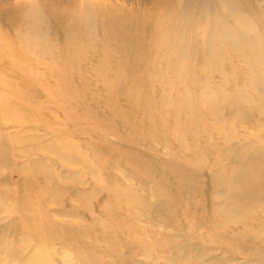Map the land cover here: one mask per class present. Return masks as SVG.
I'll list each match as a JSON object with an SVG mask.
<instances>
[{
	"label": "bare ground",
	"instance_id": "obj_1",
	"mask_svg": "<svg viewBox=\"0 0 264 264\" xmlns=\"http://www.w3.org/2000/svg\"><path fill=\"white\" fill-rule=\"evenodd\" d=\"M257 2L163 0V6L160 3L152 11L136 9L128 14L118 9L109 16L112 9L87 0H0V38L6 55L0 53V93H5L0 96L4 107L0 118L11 112L8 123L21 131L7 132L8 123H0V169L16 173L13 177L0 170V264L103 262L108 254L102 251L99 258L97 247L100 241L110 240L104 231L111 225L85 219L72 200L80 199L94 216L129 223L127 232L153 233L156 228L143 221L150 212L162 215L169 224L174 221L169 213L173 202L186 195L206 196L210 182L215 185L217 200L211 206L217 214H192L180 220L190 218L191 228L207 226L217 248L233 254L244 250L242 264H264V214L256 215L257 209H264V145L254 141L232 149L229 145L232 153L222 165L227 171L211 181L212 177L198 173L205 158L202 154L172 150L173 161L145 159L103 135L116 133V116L131 115L142 125L140 136H156L172 147L166 132L173 122L161 118L163 113L182 121L188 113L204 134L206 118L198 104L181 103V98L191 95L198 85L209 89L208 83L199 84L210 72L203 65L215 71L218 85L234 78L224 67L231 60L222 49L229 48L238 59L244 57L243 49L252 57L264 49V13ZM241 17L254 23L255 36L237 26ZM198 64L201 67H193ZM167 96L168 104L158 106ZM49 115L56 120L50 121ZM31 130L50 137L42 140ZM72 133L95 136L93 141L75 138L77 143L81 139L87 159L65 141L71 140ZM175 145L185 147L182 141ZM43 149L55 158L48 159ZM77 164L90 168L109 164L112 171L102 173L103 188L92 185L89 191L79 190L65 184L82 181L75 169L67 168ZM113 167L121 169L119 174ZM164 170L169 175H163ZM141 173L149 183L143 191L114 184ZM42 201L53 208L47 209ZM120 210L125 214L120 215ZM53 215H68L81 222L64 223ZM225 223L241 228L224 231L220 227ZM79 231L94 235V242H80ZM171 234L176 240L183 239L178 232ZM197 237L205 235L199 232ZM133 243H125L128 251L141 241ZM147 247L149 254L143 251L132 264H161L160 258L168 264L231 261L224 253L200 248L189 240L163 252L165 256L156 245Z\"/></svg>",
	"mask_w": 264,
	"mask_h": 264
},
{
	"label": "rangeland",
	"instance_id": "obj_2",
	"mask_svg": "<svg viewBox=\"0 0 264 264\" xmlns=\"http://www.w3.org/2000/svg\"><path fill=\"white\" fill-rule=\"evenodd\" d=\"M75 2L80 0H74ZM92 2L95 5L101 7H107L112 9L109 13V16L112 15V12L115 13L119 11L118 9H123L128 14H133L136 9L140 12L152 11L154 7L161 3L160 6H163V0H87ZM261 7L264 13V0H258L257 2ZM12 7H8L11 9ZM264 22V19H262ZM0 38V53L5 57L3 53V46H1ZM121 46H124V43H121ZM223 53H227L230 56L231 62L229 64H224V67L229 71V75L234 76L233 79L230 78L226 85H218L219 77L215 74V71L210 69L208 66L203 65V70L207 68L210 72L207 74L206 79L200 78L199 84L203 82L209 84V89L205 90L201 88V85H198L191 95L181 98V103H191L198 104V109L202 112V115L206 118L203 128L206 129L204 134L201 129L198 127V123L194 117H190L188 113H185L184 120H173L166 113L161 115V118L165 120H171L172 126L167 130L166 136L172 140L173 146L169 147L165 142H161L156 136L147 137L140 136L138 133L142 132V125L136 124L137 119L133 118L131 115L126 116H116V121L118 122L116 126V133H104L103 135L106 139L117 145L125 146V149H130L135 153H138L141 157L147 159L148 157H158L166 159L168 161L174 160L173 152H183L185 150H190L195 154H202L205 158L200 163V169L198 171L201 176L203 173L207 178L212 177L210 180H214L213 176L220 177L225 168L222 167L223 162L226 159L230 158L232 153L229 145L232 149L234 145H243L248 142L254 141L260 145H264V49L259 51L257 57L250 56L249 52L246 49H243L242 53L244 57L238 59L232 54V51L229 48H224L221 50ZM262 55V56H261ZM261 56V57H260ZM194 68L201 67V65H194ZM252 69V70H250ZM256 73L255 82L252 88H249L250 74L252 72ZM181 84H186L181 81ZM5 93H0V96H4ZM118 100H121L119 94H115ZM169 96L166 97V100H161L158 106L162 107L168 104ZM0 108L3 107V103L0 100ZM243 114L242 116H240ZM12 117V113H6L0 118V123H8L9 118ZM48 119L50 121H55L54 116L49 115ZM213 121H216L213 122ZM211 122V123H210ZM214 124H213V123ZM27 123H33V121H28ZM30 125V124H29ZM178 125V126H176ZM177 127H182V129H177ZM7 132L19 133L20 128L16 125H12V122H9L5 128ZM106 132L105 130H101ZM29 134V133H27ZM32 135L42 136V140L48 139L50 135L43 136L41 131L31 130ZM71 140L66 139L65 141L70 143L74 147H78L81 150L82 141H93L95 136L92 134L82 133L80 135H75L72 133ZM80 136V142H76L75 138ZM82 136V137H81ZM176 141H182L185 147L182 149L177 148L175 145ZM70 146V145H69ZM71 147V146H70ZM173 150V152H172ZM209 153V154H207ZM42 154L45 155L48 159H54V154L50 151L43 149ZM178 154V153H177ZM82 158H88L86 152L80 153ZM61 164H63L61 162ZM68 169L76 170L78 173V180L81 178L82 181H67L65 182L66 186L81 189V190H90L92 185L98 187L99 189L105 186L104 178L102 173L111 172L112 169L109 164H106L105 167L101 168H90L86 165L77 164L76 166L68 165ZM114 171L119 174L118 171H121L120 168L113 167ZM2 173L12 174L13 177L16 176L15 172H7L8 169L3 168ZM227 171V170H226ZM31 175V172H29ZM116 175V174H115ZM163 175H169L168 170L163 171ZM215 181V180H214ZM87 182V183H86ZM180 182L185 185L187 181L183 178H180ZM114 184L124 185V186H133L138 191L145 190L149 183L147 181V175L141 173L138 177H125L120 181L114 182ZM215 187L214 183L210 182L207 184V194L206 196H201L198 194L186 195V197L181 199H176L173 203V207L169 210L170 215H172L173 222L169 221V224L166 223L162 215H155L153 212H150L146 218L143 219L148 225L155 227L154 232L146 231L143 233L139 232H127L129 223H124L117 221L115 218L112 219L107 215L94 216L88 208H86L84 203L80 199L72 200L73 206L80 211V213L89 221H99L111 225L110 228H106L104 234L110 240H103L98 243V252L100 251L99 258L102 257V251L107 253L108 256L103 257V262L98 263V261L91 264H132V259L143 251L146 254H149L148 245H156L160 249V254L164 255L163 252H166L173 246L177 244L180 245L181 242L185 240L192 241L193 244L199 246L200 248L204 247L209 251H219V253H224L228 259H231L230 264H242L244 261L245 254L244 250L240 249L236 253H229L223 248H217L212 244V239L209 237V230L207 226H201L199 228H191V219L187 218L185 220H180L181 217H190L192 214L197 216L217 214V211L212 208L211 203H216V198L213 194ZM101 191V190H100ZM43 205L47 209H52L53 206L48 201H42ZM189 207V210L186 208ZM172 212V213H171ZM125 214L124 211L120 210V215ZM199 214V215H198ZM264 214V209H257L256 215L260 216ZM133 217L137 215L133 214ZM55 220L73 223H80L81 220L68 215L63 216H52ZM138 219V217H137ZM138 221V220H136ZM141 221V220H139ZM182 221V222H181ZM124 224V226H123ZM108 225V226H109ZM78 226V225H77ZM123 226V227H122ZM164 227L165 229H161ZM126 228V229H125ZM224 231L226 230H239L241 227L236 223H225L224 227H220ZM169 230V231H167ZM172 232H178L183 239L178 238L174 239L175 234ZM202 232L205 237L198 238L197 233ZM80 236L79 240L82 243H88L95 239V236L88 232L79 231ZM169 234L171 236H169ZM103 235V234H102ZM152 236V238L150 237ZM141 241L140 245H136L134 249L128 251L125 247L127 242ZM135 246V245H134ZM217 248V250H216ZM129 252V254H128ZM125 255L127 258H125ZM165 256V255H164ZM111 257V258H110ZM146 259V258H145ZM12 262V261H11ZM161 264H168L162 258L159 259ZM88 264V263H87Z\"/></svg>",
	"mask_w": 264,
	"mask_h": 264
},
{
	"label": "clouds",
	"instance_id": "obj_3",
	"mask_svg": "<svg viewBox=\"0 0 264 264\" xmlns=\"http://www.w3.org/2000/svg\"><path fill=\"white\" fill-rule=\"evenodd\" d=\"M236 24L238 27L242 28L244 31H246L249 35L255 36L257 34V28L254 25V23L247 19L246 17H241L237 19ZM256 73L253 71L250 74V81L249 88H252L253 91H255V88L253 87L255 82Z\"/></svg>",
	"mask_w": 264,
	"mask_h": 264
}]
</instances>
